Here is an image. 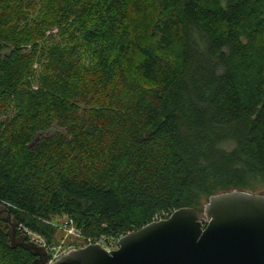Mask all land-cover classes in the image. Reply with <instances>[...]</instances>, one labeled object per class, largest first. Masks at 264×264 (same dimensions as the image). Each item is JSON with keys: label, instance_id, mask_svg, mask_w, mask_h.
Segmentation results:
<instances>
[{"label": "trees", "instance_id": "obj_1", "mask_svg": "<svg viewBox=\"0 0 264 264\" xmlns=\"http://www.w3.org/2000/svg\"><path fill=\"white\" fill-rule=\"evenodd\" d=\"M263 188L264 0H0V205L18 225L49 244L65 216L95 243ZM5 230L0 264H31Z\"/></svg>", "mask_w": 264, "mask_h": 264}, {"label": "water", "instance_id": "obj_2", "mask_svg": "<svg viewBox=\"0 0 264 264\" xmlns=\"http://www.w3.org/2000/svg\"><path fill=\"white\" fill-rule=\"evenodd\" d=\"M0 219L8 245L27 250L34 256L31 264H264V192L212 194L201 212L177 208L120 236L115 249L89 243L52 261L44 245L17 233V220L4 205Z\"/></svg>", "mask_w": 264, "mask_h": 264}, {"label": "rangeland", "instance_id": "obj_3", "mask_svg": "<svg viewBox=\"0 0 264 264\" xmlns=\"http://www.w3.org/2000/svg\"><path fill=\"white\" fill-rule=\"evenodd\" d=\"M133 3H135V1ZM142 7H141L142 8L141 14L139 15L135 14V13H139L138 8L133 9L135 10L134 13L133 11H131L133 22H136L142 19L144 16L152 12L151 7L149 6V3L146 2V4L142 5ZM53 33H56V29L53 30ZM55 38L58 40L59 36L57 37V35H55ZM12 112L13 110L9 109L7 113L3 116H8ZM259 187L262 188V186H259ZM263 190L261 192H264ZM65 219H66L65 216H62L61 218L53 217L51 220H48L46 222L50 224V225H47V227H45L48 235L51 236V239H50L51 241L49 242L50 245L46 244L47 242L46 236L45 238L40 233L30 231L26 227H23L22 225L21 226L18 225V223H17V229H18L17 233L25 232L29 236V239L35 241L37 244L44 245L48 253H49L48 248H52L53 250H58L59 251L58 256L72 248H78V247H82V246L89 244L88 240L83 239L81 236H79L77 232L74 233L72 231V233H68L66 232V230H63L65 228L64 226ZM50 229L52 230L55 229V231L51 232ZM118 239H114V238L102 239L101 241H98L95 243L101 244L107 250H112L117 247Z\"/></svg>", "mask_w": 264, "mask_h": 264}, {"label": "built area", "instance_id": "obj_4", "mask_svg": "<svg viewBox=\"0 0 264 264\" xmlns=\"http://www.w3.org/2000/svg\"><path fill=\"white\" fill-rule=\"evenodd\" d=\"M72 231H73L72 227H69L66 230V232H68V233H72ZM48 251H49V261L54 260L59 254L58 250H53L52 248H48Z\"/></svg>", "mask_w": 264, "mask_h": 264}]
</instances>
